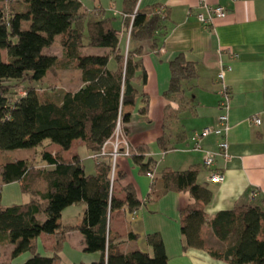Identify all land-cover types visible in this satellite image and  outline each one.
I'll list each match as a JSON object with an SVG mask.
<instances>
[{
    "label": "trees",
    "instance_id": "1",
    "mask_svg": "<svg viewBox=\"0 0 264 264\" xmlns=\"http://www.w3.org/2000/svg\"><path fill=\"white\" fill-rule=\"evenodd\" d=\"M137 3L122 1V25L131 41L150 42L151 50L158 52L157 39L164 30L166 13L159 7L139 12ZM113 21L105 9L89 10L80 0H0V155L31 151L44 141L59 148L54 154L45 148L28 154L38 158L39 168L28 156L0 162V245H10L12 261L29 255L16 264H59L66 233L71 230L82 235L86 253L99 254V260L91 264H168L159 234L146 236L150 254L140 250L123 253L120 247L135 235L118 237L108 230L111 212L124 209L132 215L145 205L138 200L134 187L125 186L124 199L120 200L111 190L110 167L105 159L96 164L94 175L87 176L78 156L65 159L63 155L74 141L82 142L91 156L99 155L118 123L126 136L130 114L124 108L144 97L143 49L125 53ZM57 37L61 56L44 55L43 50L51 48ZM87 47L108 52L85 55L82 50ZM54 67L78 72L80 87L74 91L55 89V99L28 88L18 99H12L9 92L15 84L41 83ZM169 68L166 97L180 100L181 82L195 78V66L178 57ZM144 114L145 108L141 111ZM159 142L165 146L164 139ZM135 155L132 149L130 158L140 172L152 173L155 163H143L144 158ZM197 175L192 168L164 170L159 179L151 181L147 202L168 192L188 193L192 203L180 210L183 250H201L226 264H264V212L244 206L218 212L208 220L205 207L212 192L197 183ZM123 178L124 174L116 171L113 183ZM14 183L30 200L20 206L2 207V189ZM73 206H85L84 217L75 227H63L61 214ZM42 234L55 237L50 256L38 253Z\"/></svg>",
    "mask_w": 264,
    "mask_h": 264
},
{
    "label": "crops",
    "instance_id": "2",
    "mask_svg": "<svg viewBox=\"0 0 264 264\" xmlns=\"http://www.w3.org/2000/svg\"><path fill=\"white\" fill-rule=\"evenodd\" d=\"M90 1H94V8H104L101 0ZM118 1L117 5L111 2L106 7V16L114 18L108 13L116 14L113 24L120 31V47L125 53L139 47L143 49L142 62L146 72V83L141 88L144 97H138L133 105L124 108V112L130 114L125 137L135 150V156H142L143 163L148 160L155 163L152 173L156 179L164 170L196 169L197 183L212 192L211 202L205 207L208 220L218 212L244 206L258 207L264 212V0H208L227 10L226 18L216 21L208 29L198 22L197 0H138L136 10L139 12L159 7L166 13L164 30L157 39L158 52L151 50L150 42L130 40L120 16L123 0ZM226 51L236 58L230 60ZM82 52L104 55L108 50L87 47ZM178 57L193 64L196 75L181 82L180 100H170L166 97L170 83L169 64ZM221 63L231 67L224 77L231 92L227 133L229 159L217 160L216 168L223 173L224 179L220 184H214L209 181V171L203 166V154L193 150L191 137L206 127L217 126L220 112L216 75ZM71 81L68 82L75 87L72 91L77 90L80 87L78 72H75V84ZM144 108L145 114L141 115ZM252 117L259 118V126L250 121ZM160 139L165 140L164 148ZM217 140L210 136L203 139L201 145L206 151H215ZM58 151L57 146L51 150L52 154ZM63 155L65 159L78 156L85 174H95L97 163L82 142L74 141ZM116 171L124 174V178L116 183V198L123 200V188L132 185L138 200L145 204L133 215L124 209L109 214L111 234L136 237L120 247L123 253L140 250L150 254L146 236L156 233L163 242L168 264H226L201 250H183L180 210L192 203L188 193L168 192L147 202L151 180L140 172L133 159L119 158ZM84 214L85 206L69 207L62 212L59 223L63 227H75ZM208 231L205 228L204 232ZM41 242H45L44 245ZM54 243L53 235L42 234L37 242L38 253L50 256ZM28 257L25 254L12 264L22 263ZM59 257V264H91L100 258L97 253L85 252L83 237L77 230L66 233Z\"/></svg>",
    "mask_w": 264,
    "mask_h": 264
},
{
    "label": "built area",
    "instance_id": "3",
    "mask_svg": "<svg viewBox=\"0 0 264 264\" xmlns=\"http://www.w3.org/2000/svg\"><path fill=\"white\" fill-rule=\"evenodd\" d=\"M237 2L239 0H231ZM197 8L199 13L197 14L198 22L205 29L214 26L216 21H220L226 18L227 10L220 4L212 5L208 0H197ZM226 55L230 60L236 58V56L229 51H226ZM231 70L228 63H221L218 73L216 75V84L218 86V110L220 112L217 117V126L206 127L199 132L193 133L191 142L193 143L194 151L201 152L203 154V166L209 171V181L214 184H220L223 181V173L216 168L217 160L229 159L227 141V133L229 130V111L231 92L227 85L224 83L225 74ZM250 121L255 125H260V120L257 117L250 118ZM213 136L217 140L215 151H206L201 145V141L207 137ZM132 146L127 141V138L123 135L120 123L117 124L115 133L111 140L106 142L102 147L99 155H92V159L98 163L100 160L105 159L111 166V190H113V180L116 173L117 161L119 158H130L132 153ZM146 176L152 181L154 179L153 173H147ZM135 214V213H133ZM132 214V215H133Z\"/></svg>",
    "mask_w": 264,
    "mask_h": 264
},
{
    "label": "rangeland",
    "instance_id": "4",
    "mask_svg": "<svg viewBox=\"0 0 264 264\" xmlns=\"http://www.w3.org/2000/svg\"><path fill=\"white\" fill-rule=\"evenodd\" d=\"M101 1L103 4V7L105 8V11L107 10L106 7L111 2H113L115 5H117L119 2L118 0H108L107 2H105V0H101ZM83 4L85 5V7L89 6V7H86L89 10L94 8L93 7L94 1L85 0ZM7 8L8 7H5V9ZM108 14L110 16H114V18L116 17L115 16L116 14H111V13H108ZM59 41H60V38L57 37L55 44L51 48L44 49L43 54L48 55V56L60 57L61 48L59 46ZM74 79H75V71H64L61 73V71L55 69L54 67L51 71L48 72L46 78L41 83H33V84H28V83L15 84L14 83L15 85L13 84L14 86L11 88L9 93L12 99L16 100L25 93L26 89L34 88L42 96L51 94L50 98L55 99V89H58V88L62 90L63 89L64 90L75 89V87L72 86V83L68 82L69 80H73L71 82H74ZM55 147L56 145L51 144L49 141H44L42 146L32 149L31 151L17 150V151H10V152L2 153L0 155V162H6L8 160H12L15 158H25L28 156L30 160H32L33 162H36L35 164L39 168L42 165L41 163H39L38 158L37 157L34 158L28 154L32 152H40L41 150H43V148H45L46 151L52 153L53 151L51 152V150H53ZM35 159L37 161H34ZM103 161H106V160H103ZM99 162H102V161L100 160ZM109 167H110V174H111V166L109 165ZM116 169H117V166H116ZM115 187H116V183H113V192H115ZM27 199H29V197L21 193L19 185L16 183L6 185L2 189V194H1V206L2 207L20 206L22 204H25V201ZM44 243L41 242L42 245H44ZM46 243L49 244L48 242ZM10 251H11L10 245L8 244L0 245V264H12L13 263L11 260Z\"/></svg>",
    "mask_w": 264,
    "mask_h": 264
}]
</instances>
